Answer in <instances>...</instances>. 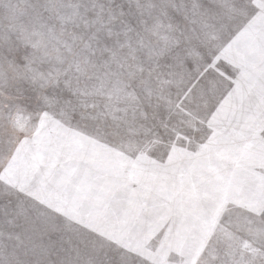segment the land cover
Segmentation results:
<instances>
[{
  "label": "snow or ice",
  "instance_id": "obj_1",
  "mask_svg": "<svg viewBox=\"0 0 264 264\" xmlns=\"http://www.w3.org/2000/svg\"><path fill=\"white\" fill-rule=\"evenodd\" d=\"M0 9V264H145L73 216L264 203V0Z\"/></svg>",
  "mask_w": 264,
  "mask_h": 264
},
{
  "label": "rangeland",
  "instance_id": "obj_2",
  "mask_svg": "<svg viewBox=\"0 0 264 264\" xmlns=\"http://www.w3.org/2000/svg\"><path fill=\"white\" fill-rule=\"evenodd\" d=\"M52 207L73 211L55 199ZM73 218L128 247L145 264H256L264 255V203L255 198H230L213 211L189 206L178 218H160L147 232L133 233L100 216Z\"/></svg>",
  "mask_w": 264,
  "mask_h": 264
}]
</instances>
